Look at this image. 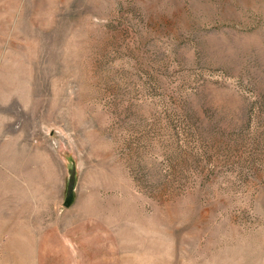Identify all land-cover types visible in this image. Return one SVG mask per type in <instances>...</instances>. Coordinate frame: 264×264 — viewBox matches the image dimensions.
<instances>
[{"label":"rangeland","instance_id":"obj_1","mask_svg":"<svg viewBox=\"0 0 264 264\" xmlns=\"http://www.w3.org/2000/svg\"><path fill=\"white\" fill-rule=\"evenodd\" d=\"M0 264H264V0H0Z\"/></svg>","mask_w":264,"mask_h":264},{"label":"water","instance_id":"obj_2","mask_svg":"<svg viewBox=\"0 0 264 264\" xmlns=\"http://www.w3.org/2000/svg\"><path fill=\"white\" fill-rule=\"evenodd\" d=\"M71 190H72V185H71ZM71 204V201H68L67 206Z\"/></svg>","mask_w":264,"mask_h":264}]
</instances>
